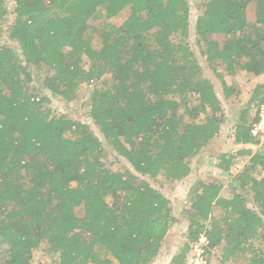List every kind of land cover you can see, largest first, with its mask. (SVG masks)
Segmentation results:
<instances>
[{
	"label": "trees",
	"instance_id": "1",
	"mask_svg": "<svg viewBox=\"0 0 264 264\" xmlns=\"http://www.w3.org/2000/svg\"><path fill=\"white\" fill-rule=\"evenodd\" d=\"M12 1V45L0 47V244L7 248L0 264H32L43 240L59 264H149L174 217L168 198L144 177H187L189 158L215 144L224 121L213 84L183 42L188 0ZM251 1L200 0L195 32L209 64L264 74V0H254V22L247 16ZM4 4L0 0V19ZM125 9L123 25H106L100 50L92 49L85 38L91 17L112 18ZM175 35L182 40L174 42ZM38 67L51 71L43 87L66 100L82 81L109 74L108 83L90 92L89 116L138 175L104 167L99 137L82 122L52 114L44 107L50 96L40 95L38 86L29 92ZM222 88L226 98L232 95V86L222 81ZM250 101L264 103V83ZM257 120L258 114L248 121L247 109L240 114L235 143L257 142L250 134ZM237 154L251 157L233 182L252 194L256 209L237 186L230 184L236 191L223 198L219 182L200 181L192 189L188 242L170 264H185L200 234L205 250L220 249L222 262L264 264V176H251L257 165L264 170V151L242 146ZM232 162V155L221 154L218 166L228 171ZM216 207L221 220L212 218Z\"/></svg>",
	"mask_w": 264,
	"mask_h": 264
},
{
	"label": "rangeland",
	"instance_id": "2",
	"mask_svg": "<svg viewBox=\"0 0 264 264\" xmlns=\"http://www.w3.org/2000/svg\"><path fill=\"white\" fill-rule=\"evenodd\" d=\"M4 7L6 9V14L0 19V47L10 46L12 42L10 41L8 34L9 28L14 21L15 4L12 0H4ZM190 11L188 12V25L186 28L187 35L184 38V43L187 44L191 52L193 53V58L196 59L200 65L203 74L209 78L214 86L215 93L221 102V106L224 113L223 124L221 125L220 132L216 137V142L208 150H201L195 156L189 158L188 163L190 166V173L187 177L177 180L169 181L163 173H160L155 178L144 177L151 186L159 190L163 195H165L169 200V205L171 208V214L174 217V221L171 222L168 233L165 238L160 242L158 248V254L156 257L151 259L149 264H170L172 258L179 254L184 243L188 242L187 234L189 231V222L191 220L190 215V203L193 196L192 189H196L200 181L211 182L216 181L222 185L221 197L230 198L232 194L236 191L230 184L237 186L235 180H239V173L242 172L244 166L249 164L250 155H238L237 152L246 146L252 149V153L258 150L264 151V137L257 136L255 139L257 142L254 144L247 143L237 144L234 141V131L235 126L239 122L240 114L247 109L248 121L252 122L254 118L260 111V107L256 102H251L250 97L258 84L264 83V75L256 76L253 73L240 69H236L232 72L225 71L223 66L218 63L209 64L205 56L202 54L203 42L198 38L195 32V22L197 17L203 10L200 7V0H188ZM128 9H125L118 16L112 18H106L104 13L99 12L94 14L90 21L87 31L85 33V38L89 40L90 47L96 51L100 50L103 43V29L106 25H114L120 28L125 19L128 16ZM247 16L248 20L254 22L255 20V1H251L247 6ZM214 39L222 41L224 40L223 35H214ZM181 36L175 35L173 41L178 43L181 41ZM90 60L84 54L82 55V67L87 69L90 65ZM51 73L45 67H38L32 69L33 81L28 83L29 92L33 91V87L36 85L42 93L49 94L50 101L44 105L46 108H50L52 114L60 115L65 114L68 118L77 120L84 123L90 128L93 133L99 137L104 153L100 156L99 160L103 163V166L112 171H130L131 173H136L132 166L127 162V160L120 155L115 147L108 143L101 135L98 127L94 125L90 116L88 109L89 95L92 89L99 88L109 80V74L101 77L98 81L85 82L82 81L76 91V96L71 100H66L60 95H55L50 93V91L43 87V78ZM222 81H224L228 86L233 87V93L230 97L226 98L222 88ZM35 91V90H34ZM33 91V92H34ZM178 99V96H175ZM191 101L196 104V100L191 99ZM210 113V112H209ZM186 121H192L189 115H185ZM198 120V118L196 119ZM68 136H72V132H67ZM221 154H227L233 156V162L228 171L222 170L218 165L220 163ZM251 176L255 179H260L264 176V170L261 166L257 165L256 169L251 172ZM234 181V182H233ZM237 192H241L246 196L247 205L252 209L255 208V204L251 199V193L246 189H240L237 186ZM76 213L81 216L83 214L82 208H77ZM222 213L219 208H215L212 213V218L221 220ZM263 222L260 227V231H264V216H262ZM256 245H260L259 242H255ZM49 245L46 240H43L38 247L34 248L32 251V264H59V255L55 252H51L48 249ZM192 243L190 245V251L188 252L185 264H188L189 257L191 254ZM264 250V244L262 245ZM6 246L0 244V257L4 258L7 255ZM204 259L206 264H244L242 260H230L226 262L221 261V252L219 248H214L211 250H205Z\"/></svg>",
	"mask_w": 264,
	"mask_h": 264
},
{
	"label": "built area",
	"instance_id": "3",
	"mask_svg": "<svg viewBox=\"0 0 264 264\" xmlns=\"http://www.w3.org/2000/svg\"><path fill=\"white\" fill-rule=\"evenodd\" d=\"M250 134L254 137H264V103L260 107L258 120L255 121L251 126ZM207 243L206 236L204 234H200L199 238L192 243L188 264H206L204 259V251Z\"/></svg>",
	"mask_w": 264,
	"mask_h": 264
},
{
	"label": "crops",
	"instance_id": "4",
	"mask_svg": "<svg viewBox=\"0 0 264 264\" xmlns=\"http://www.w3.org/2000/svg\"><path fill=\"white\" fill-rule=\"evenodd\" d=\"M262 75H264V74H261L260 76H262ZM264 77V76H263Z\"/></svg>",
	"mask_w": 264,
	"mask_h": 264
}]
</instances>
